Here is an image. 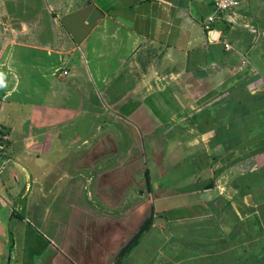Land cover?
Listing matches in <instances>:
<instances>
[{"label": "crops", "instance_id": "crops-1", "mask_svg": "<svg viewBox=\"0 0 264 264\" xmlns=\"http://www.w3.org/2000/svg\"><path fill=\"white\" fill-rule=\"evenodd\" d=\"M56 1L59 12L50 18L55 26L40 28L39 36L45 38L27 25L19 30L20 39L27 42L36 34L39 43L34 47L55 58L34 64L43 85L28 72L23 81L14 74L19 82L15 79L8 93L18 82L17 86L23 84L24 100L40 101L33 103L26 118L14 113L13 121L12 112L0 115V134L7 137L0 151V174L8 171L0 176L1 190L14 173L24 180L32 178L25 163L35 159L27 150L51 149L53 140H61L62 130L77 117L90 116L89 131L94 128L91 115L142 118L145 126L140 129L150 130L152 112L144 100L164 99L166 91L174 98L182 99L179 92L189 101L201 98L205 87L219 81L220 65L234 66L237 53L263 48L247 42L249 27H255L252 13L237 7L214 24L231 48L210 41L202 21L212 12L213 0H88L84 20L92 23L83 24L82 32L62 20L75 4L86 0ZM7 58L3 49L0 66L8 65L11 76L15 68ZM8 93L0 98V111L6 109ZM246 116L244 123L211 129L207 145L211 158L206 161L210 174L197 172L189 190L181 193L194 194L193 201L170 205L168 198L175 193L157 186L158 195L152 198L157 213L146 231L156 229L157 236L149 237L145 250H139L145 232L137 246L114 264H264V126L257 127L264 124V106L251 108ZM16 128L22 130L17 140ZM41 171L36 169V180ZM20 194L21 189L14 199Z\"/></svg>", "mask_w": 264, "mask_h": 264}, {"label": "rangeland", "instance_id": "rangeland-1", "mask_svg": "<svg viewBox=\"0 0 264 264\" xmlns=\"http://www.w3.org/2000/svg\"><path fill=\"white\" fill-rule=\"evenodd\" d=\"M87 1L75 4L61 19L76 32L92 23L84 20ZM249 1L247 5L242 0L237 7L252 13L255 27H249L247 42L263 48L237 53L234 66L220 65L219 81L204 86L203 97L189 101L180 92L182 99L166 91L164 99L144 100L152 112V122L146 124L150 130L140 129L145 126L142 118L91 115L94 128L89 131L90 116H79L62 130L61 140H53L51 149L27 150L35 159L25 163L33 177L24 180L14 173L3 181L6 189H0V264H114L121 248L157 213L152 199L158 195L157 186L175 193L168 198L170 205L196 198L181 193L189 190L197 172L210 174L206 161L211 158L207 146L211 129H222L223 123H244L251 108L264 106V34L259 28L264 29V0ZM58 12L56 0H0V54L5 49L15 68L10 76L8 65L0 66V98L14 86V74L23 81L28 72L44 84L34 64L55 57L34 47L39 43L36 34L28 36L27 42L20 39L19 30L27 25L45 38L39 36L40 28L55 26L50 18ZM18 82L7 95L6 109L0 111V115L12 112L13 121L14 113L26 118L33 103L40 101L24 100L23 84L17 86ZM104 121L110 125H103ZM21 132L16 128L13 137L17 140ZM37 168H43L39 180L34 177ZM1 196L7 197L8 205ZM9 214L14 216L11 220ZM155 236L156 229L146 232L139 250H145L152 240L149 237Z\"/></svg>", "mask_w": 264, "mask_h": 264}, {"label": "built area", "instance_id": "built-area-1", "mask_svg": "<svg viewBox=\"0 0 264 264\" xmlns=\"http://www.w3.org/2000/svg\"><path fill=\"white\" fill-rule=\"evenodd\" d=\"M241 4V0H213V9L212 12L207 14L203 21L202 27L205 30L207 37L210 41L221 42L222 34L221 31L217 30L214 27V24L221 17L223 13L228 10H232L238 7ZM223 45L226 49H230L231 45L227 40H223ZM66 74L67 71H64ZM7 137L0 134V151H3L6 147Z\"/></svg>", "mask_w": 264, "mask_h": 264}, {"label": "trees", "instance_id": "trees-1", "mask_svg": "<svg viewBox=\"0 0 264 264\" xmlns=\"http://www.w3.org/2000/svg\"><path fill=\"white\" fill-rule=\"evenodd\" d=\"M154 217L153 215H150L142 224V226L139 228L138 232H136L128 241L127 243L121 248L118 258L121 259L123 256H125L127 253L132 251L139 241L141 240L143 234L150 229V227L153 224Z\"/></svg>", "mask_w": 264, "mask_h": 264}, {"label": "clouds", "instance_id": "clouds-1", "mask_svg": "<svg viewBox=\"0 0 264 264\" xmlns=\"http://www.w3.org/2000/svg\"><path fill=\"white\" fill-rule=\"evenodd\" d=\"M0 83H2V81H0Z\"/></svg>", "mask_w": 264, "mask_h": 264}]
</instances>
